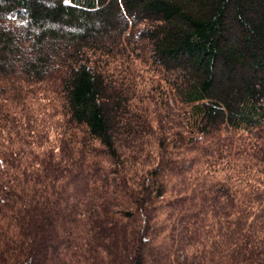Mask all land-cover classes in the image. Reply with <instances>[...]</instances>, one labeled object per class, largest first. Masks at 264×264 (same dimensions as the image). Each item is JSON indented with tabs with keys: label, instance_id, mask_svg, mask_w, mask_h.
Returning a JSON list of instances; mask_svg holds the SVG:
<instances>
[{
	"label": "trees",
	"instance_id": "16d2710c",
	"mask_svg": "<svg viewBox=\"0 0 264 264\" xmlns=\"http://www.w3.org/2000/svg\"><path fill=\"white\" fill-rule=\"evenodd\" d=\"M0 264H264V0H0Z\"/></svg>",
	"mask_w": 264,
	"mask_h": 264
},
{
	"label": "rangeland",
	"instance_id": "374dc122",
	"mask_svg": "<svg viewBox=\"0 0 264 264\" xmlns=\"http://www.w3.org/2000/svg\"><path fill=\"white\" fill-rule=\"evenodd\" d=\"M141 74H142V76H145L146 78H148V77H153V80H158L159 78L157 77V76H155V75H148V74H146V72H141Z\"/></svg>",
	"mask_w": 264,
	"mask_h": 264
},
{
	"label": "snow or ice",
	"instance_id": "6c2138e0",
	"mask_svg": "<svg viewBox=\"0 0 264 264\" xmlns=\"http://www.w3.org/2000/svg\"><path fill=\"white\" fill-rule=\"evenodd\" d=\"M66 2H67V0H66Z\"/></svg>",
	"mask_w": 264,
	"mask_h": 264
}]
</instances>
